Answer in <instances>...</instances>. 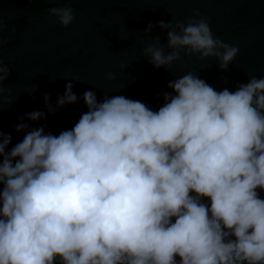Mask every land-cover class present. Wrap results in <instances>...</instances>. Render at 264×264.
Instances as JSON below:
<instances>
[{
  "label": "clouds",
  "instance_id": "1",
  "mask_svg": "<svg viewBox=\"0 0 264 264\" xmlns=\"http://www.w3.org/2000/svg\"><path fill=\"white\" fill-rule=\"evenodd\" d=\"M48 14L75 19L70 5ZM193 17L147 24L166 32V45L157 35L143 49L154 68L195 56L228 70L238 47ZM9 71L0 61V107L13 100ZM67 81L55 105L43 99L48 112L83 100L70 129H29L25 119L45 116L34 110L17 118L14 130H28L10 149L0 132V264H264V75L217 90L188 71L156 110L78 97Z\"/></svg>",
  "mask_w": 264,
  "mask_h": 264
},
{
  "label": "water",
  "instance_id": "2",
  "mask_svg": "<svg viewBox=\"0 0 264 264\" xmlns=\"http://www.w3.org/2000/svg\"><path fill=\"white\" fill-rule=\"evenodd\" d=\"M64 5L75 16L67 27L48 14L50 7ZM194 12L208 18L214 36L238 47L228 70L219 69L214 59L195 56L174 62L169 70L154 68L143 49L157 35L166 45V32L153 28L145 34L144 28L161 19L198 18ZM0 61L10 68L2 83L13 100L0 107V132L11 134L10 149L28 130L13 127L26 113L43 111V119L24 123L29 129L45 125L46 133L56 135L87 111L81 99L47 111L44 94L55 105L67 79L74 80L78 97L86 90L95 91L98 100L124 95L156 110L163 102L157 94L169 91L168 81L188 71L217 90H234L250 75H264V0H0Z\"/></svg>",
  "mask_w": 264,
  "mask_h": 264
}]
</instances>
